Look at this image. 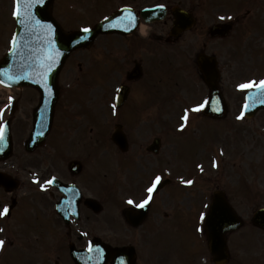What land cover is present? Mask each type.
<instances>
[{"label":"rangeland","instance_id":"1","mask_svg":"<svg viewBox=\"0 0 264 264\" xmlns=\"http://www.w3.org/2000/svg\"><path fill=\"white\" fill-rule=\"evenodd\" d=\"M65 1L74 2L75 4L79 2L81 17L90 15V20L91 17H94V13L99 12L96 7L97 2L92 0H83L84 2L82 3L79 0H57L60 6L61 2ZM13 2L14 0H0V56L6 51L7 42L13 33L14 23L12 24L13 21H11L13 19ZM229 3L231 5L234 4L232 1H229ZM195 12L198 15L200 14L198 8ZM60 16H62L61 13ZM77 19L81 20V18ZM200 32L202 33V30L197 29L186 41L170 45L166 52L163 50V53L165 52L167 56L171 55L170 50L174 51L183 48V51H187L193 57L194 53L198 51L199 44L196 43L201 38ZM195 34L200 35L199 38ZM106 43H109V41L103 39L93 48V52H82L75 56L70 64L71 67L65 71L61 78L64 86L67 83L69 84L67 86H71V83L79 82V77L84 76L82 84L80 83L77 87L73 85L76 88L65 89L64 98L62 97L64 99H62V103L65 101V105L61 107L63 122H61L60 133L63 134L64 139H60L58 132L54 134L53 138V140L57 138L59 146L63 147L60 151L62 156L58 157L63 164L56 162L57 166L65 173L62 177L68 179L69 173L66 163L68 159L73 158L71 157L72 153L69 152L71 150L74 151V157L78 160L84 158V152L92 155L93 160L90 161V171L85 178L86 181L83 180L82 183L88 187L90 192L100 193L99 186L109 182L108 190L110 191L111 200L116 201L123 197L124 187L127 195L137 191L140 193L141 189L150 187L153 181L152 177L157 171L163 170L160 177H169L171 179H176L172 175L175 172V175H177L175 184H180L178 180L197 176L191 185L185 183V186L189 188L188 190L184 191L181 188H179L181 190L174 188L177 185L164 187L157 197L156 204H158L159 208H155V210L157 209L158 215H154V220L153 217L148 219V222L150 221L148 225L147 222L143 227L139 228L144 231L153 224L159 227V234L152 241L146 235L143 237L145 244L151 243V247L154 248L156 246L159 249V251L153 249L149 254L147 252L149 247L142 252L143 260H147L149 264H157V259L165 260L168 264H191L190 260H192V264H201L194 259L197 258L195 252L192 259H190L191 254L185 257L183 253L187 250V245L192 246L194 243L199 242L195 240L196 237L198 238L194 232V229H196L195 217L198 211L204 210V207L210 203L213 193L223 190L233 207L239 203L240 209L248 210L246 208L249 206L245 203L243 207V196H240L238 202L236 200V192L244 184L245 186L248 185L251 192L256 195V205H264V114L251 121L237 119L239 110L242 107L244 93V91L238 89L237 85L240 81L237 80L243 78L244 81L242 83H245V78L253 75V71H250L253 68V64L257 61L252 57L251 53H248L249 62H242L238 58L235 59L233 51L226 49L229 52L228 60L239 73L234 75L233 72H230L231 79L229 81L228 78L227 85L226 83L224 84V92L229 101L231 113L227 119L216 122L207 120L201 115V111H191L192 108L204 104L206 99L205 88L201 83H199L201 87L200 93L195 90V86H193L194 89H189L188 87L173 89L180 84L178 85L179 81L173 73L176 68L172 69V75L168 81L169 86L163 87L160 84L158 88L153 86L154 92L157 90V93H151L149 90L148 97L155 98V102L148 110L142 111L137 106H134L135 114L129 106L123 110V118L132 120L134 115H137V118L140 116V121L136 125H130L125 122V132L129 138L130 150L128 153L122 154L116 153L110 137L115 123L120 121V116L123 113L118 112L114 107L117 91L123 85V70L120 67V63H117V60L122 61L120 56L123 52L117 50L118 42L113 43L110 49L105 51V48H108L105 45ZM232 47L238 48L239 46L232 45ZM104 54L106 55L105 60ZM239 54L243 58L245 57L244 53ZM236 57L239 56L236 55ZM106 60H109V62ZM78 61H80L79 63L82 66L80 70L78 69ZM165 61L169 62L170 60L165 58ZM92 64L95 66L91 70L95 73H101L104 70H110V72L102 74L103 76L96 80L90 77L91 73L94 74L90 69L86 72L89 68L88 66ZM116 65L119 67L116 70L120 74L115 73ZM256 67L259 66L256 65ZM262 69H264V66ZM153 76L155 78L159 77L157 73H153ZM146 79L147 77L134 88L130 97L133 102H136L135 97L148 98L142 94V89H140V93L138 92ZM233 79H236L234 83L231 81ZM180 80H183V76H180ZM144 87L145 85L142 86V88ZM131 100L129 103H131ZM28 103L29 101L21 103V109L15 115V120L13 121L15 138H21L20 134H24V136L27 134L28 122L26 119L29 116L30 107ZM186 110H188V115L193 116L188 119L187 123L183 120ZM194 114H197L199 118H195ZM182 124L185 125L183 130H181ZM157 137L162 139L163 147L158 155H150L146 152V148ZM17 149L18 147L15 148V155L12 161L23 169L19 175L23 178L28 176L26 172L29 170L34 171L33 169L36 167L38 168L37 170L42 171L53 161L52 153L49 150H41L37 155H25L17 151ZM77 150L79 151L76 152ZM115 156L119 158L118 161L123 162L124 166H119V162L115 161ZM199 162L202 163L203 168L200 167L194 170L192 166ZM25 164L28 165L26 166ZM24 166L28 169L25 170ZM187 166H189L188 169H186ZM95 167H99L95 170L99 179L94 172ZM85 169L87 172L89 167L87 166ZM11 172V174L17 175L16 172ZM185 173L188 176H185ZM104 174L107 177L104 178ZM110 178L112 179L111 181L109 180ZM20 192L23 194L24 192L27 194L35 193L31 190H24L23 186ZM40 200L41 205H44L46 202L45 198L41 197ZM116 205L117 203L114 207ZM181 209L186 213L180 214L178 211H181ZM253 209L255 208L249 210ZM106 215L110 216V218L112 217L110 213H106ZM89 220L87 219L86 221V227L87 225L90 226L87 228L91 230L92 235L94 234L92 228H97L94 235H100V237L104 235V232H107L98 217ZM111 221L114 222L112 219ZM30 224V221L27 222V225ZM110 226L111 222L108 220L107 227ZM113 226L118 228L116 224ZM113 226L111 228H114ZM121 232H123V228ZM108 237L106 236L104 239L111 241L112 239ZM228 239L229 247L231 248L233 236L229 235ZM75 241L80 246L84 243V241H79L77 236H75ZM27 247L32 249L31 246L27 245ZM62 248L63 246L59 253L65 254ZM196 253L202 255L201 249L197 248ZM23 258L24 251L20 249L16 252L15 257H11V261L13 264H18ZM142 263L140 262V264ZM230 264H234V262L231 261Z\"/></svg>","mask_w":264,"mask_h":264},{"label":"flooded vegetation","instance_id":"2","mask_svg":"<svg viewBox=\"0 0 264 264\" xmlns=\"http://www.w3.org/2000/svg\"><path fill=\"white\" fill-rule=\"evenodd\" d=\"M173 0H170V2H172ZM179 3V2H178ZM252 3L244 1L243 6H239V11H242V13L246 12L247 10L251 7ZM212 14V12H211ZM210 15L209 14H205L204 12H202L201 14V21L202 22H208V21H212L213 18H211L210 20ZM214 20V19H213ZM243 20H244V16H238L235 18V23H233L232 28L237 29L239 31V33L237 35H235L236 38L242 37L243 36ZM167 25V24H164ZM171 30V29H170ZM233 32V31H232ZM169 35V34H168ZM179 39V38H176ZM172 41V39H171ZM25 92V91H24ZM24 92H20V93H16V99H19V101L17 102L14 112L11 114L10 112V116L12 118V120H15V115L17 113V111H19V107H20V102L22 100V103L25 102L26 100H28L27 94H25L24 96ZM35 91L32 90L30 91L29 94H33L36 95V93H34ZM62 93V91H61ZM64 104L62 103V97H59L54 105V118H56V121L58 118H62L61 116L63 114H61V107ZM36 106V105H35ZM34 106V108H35ZM33 112V110H32ZM31 112V114H32ZM21 115V114H20ZM27 122H29L30 120V116L27 117ZM29 155V154H27ZM27 157V156H26ZM59 156L53 157L52 156V163L49 164L48 167H46L44 170L40 171V177H39V182L42 183V185L44 186L45 189L51 191L48 192L44 195L45 198V204L43 205L45 210L50 206L53 205V201L51 202L52 199L56 201H58L60 198L64 199V193H62L59 189L57 188H53L51 186V184L47 183V181L51 180L53 177H56L57 175H63L65 174L64 171H62L60 168H58L57 163L63 164L59 158ZM89 160V158H88ZM80 161V160H78ZM82 161V162H81ZM80 162L82 163L83 167H84V173L81 175V177H76V178H72L71 176H73L71 174V172L69 171V167H68V179L65 178H61V177H57L63 181H67V182H77L76 184L81 188L82 192H83V196H82V201L79 204L80 208H81V214L83 216V219L81 220L83 222V224L87 223V219L94 218L96 217V215L90 211L89 209L86 208V206L84 205L85 199L86 198H91L89 197V195H87L90 191L88 189V187L83 183H81V179L83 178V180L86 181V174L89 173V171L87 170L86 173V167L87 164H89L88 161L85 160H81ZM57 162V163H56ZM6 162L4 163H0V170L2 171H7L6 169L9 167L7 165H5ZM26 166L28 164H25ZM26 166H24V168H26ZM67 172V171H66ZM86 173V174H85ZM74 177V176H73ZM123 177V174H122ZM82 180V181H83ZM123 181V180H122ZM86 192V193H85ZM126 192V191H125ZM95 192H93L94 194ZM92 197H94V195H92ZM67 198V196H66ZM1 199L3 200V202H5V205H0V213L3 212V209L5 207L9 208V206L12 204V200L13 197L6 195L3 191H1ZM50 199V202H49ZM60 199V200H61ZM72 205L75 206L76 203V196L72 197ZM122 203H120V208L122 209V211L120 213H118V206L116 205L114 207V204L111 205V209L109 210V213L111 214V218L110 216H108L105 220H103V222H105V224H108V220L111 222V226H113L114 224L117 225L118 228H114L112 229V232L109 233V237L110 239H112L111 241H108L107 239H105V242L108 244H114V246L116 247H123L125 245H128V240H130V242H138L143 233L144 232H149L150 228H147L144 231H141L140 228H135V226H132L129 223V220L126 218L125 216V212L124 209L128 206H126L124 204V200L122 197ZM44 202V201H43ZM54 202V204H55ZM112 201H107V204L111 203ZM25 210L19 209V206L14 209L11 210L10 212L8 211L7 215H0V229H3V231H0V240L5 241L4 244V248L3 249H7V247L9 245H13L15 244V240L16 238H18L19 240H23L24 239V233H26L27 231H25L24 233L22 231H17L15 230V227L17 224H19L21 222V215L23 214ZM67 212H70V208H67ZM156 214L154 208H153V204H151V209L149 211V214L147 216L146 219V223L148 221V219L154 217V215ZM44 219V224H48L49 222L46 220V217H43ZM57 220H59L58 218H54V220L52 221V223L56 222ZM111 219L114 221L112 222ZM89 220V221H90ZM80 221V222H81ZM60 223H62L61 220H59ZM110 226V227H111ZM127 227H130L132 230L134 231H130ZM123 228V234H118V229L121 230ZM73 229L71 228L69 231L70 235H73ZM55 232H50L49 235L54 234ZM123 238H119L118 236H122ZM234 240H233V254H234V261L236 262V264H263L264 263V233L258 229H256L253 226H243L240 230H238L235 234H234ZM112 242V243H111ZM132 244V243H130ZM6 253H4L5 255ZM142 260V255L139 254L138 255V260L140 261Z\"/></svg>","mask_w":264,"mask_h":264},{"label":"water","instance_id":"3","mask_svg":"<svg viewBox=\"0 0 264 264\" xmlns=\"http://www.w3.org/2000/svg\"><path fill=\"white\" fill-rule=\"evenodd\" d=\"M52 2V0H45L43 5L34 6L33 11H35L36 16L42 21L46 22L49 20V14L47 13V7ZM25 31L19 30V37H25ZM75 42H79L78 45H75ZM56 43L58 49L63 53V57L61 60V66L66 60L69 53L76 46H83L86 44V39L83 35H79L78 37H67L64 36L61 31H57L56 35ZM34 47L31 52H33ZM26 50V40L22 45L21 54L18 56H12L11 54L6 57L3 64L0 66V72H3L5 69H11L12 65L14 67H21L22 63L25 64L27 58L29 57V53H25ZM12 60V62H11ZM15 67V68H16ZM60 68V67H59ZM17 69V68H16ZM18 70V69H17ZM58 72H54L51 74V83L55 81V75ZM207 83L211 90V100L208 105L207 110H205V114L207 116L213 118H221L225 115V105L223 102L222 95L218 89L217 81L209 78L207 79ZM125 98V95L123 96ZM264 108V105H260L257 107ZM125 142H123V145ZM236 216L229 206L228 202L222 195H215L213 198V205L211 208V212L206 219L205 229L208 235V240L210 244V250L215 257L217 263H226L229 259L228 248L226 245V234L229 231L235 229ZM257 224L264 228V221H257ZM111 258H114V264H117L119 260L123 259V264H133V255L132 251L126 252H113Z\"/></svg>","mask_w":264,"mask_h":264},{"label":"snow or ice","instance_id":"4","mask_svg":"<svg viewBox=\"0 0 264 264\" xmlns=\"http://www.w3.org/2000/svg\"><path fill=\"white\" fill-rule=\"evenodd\" d=\"M45 0H15V10H14V17L17 19L21 30L25 31L26 35L25 37H19V35L13 36L10 41V54L12 56H18L21 54L22 51V45L25 40H28V43L31 44L32 40L28 39V37H35L39 41L40 45V52L33 58L34 63L32 65V68L34 69V74L39 76L45 81V87H48L47 85V77L48 74L51 72L53 67L56 65L57 57L60 55L59 49L55 47V30L51 24H45L43 23L35 14L33 11L34 6L36 5H43ZM131 21V17L128 18ZM221 19H224V17H221ZM84 32L91 31L89 28L83 29ZM35 51V50H33ZM0 76H6L9 80H15L19 81L22 79H28L30 78L27 75H23L20 73H17L13 75L8 69H5L3 72H0ZM3 80H0V83H3ZM238 89L241 91L250 90L252 88H256L262 96L259 98V103L264 104V79L260 80L259 82L255 80H251L249 82L240 83L237 85ZM204 107L203 104L198 105L191 109L192 112H200L202 108ZM245 111L248 109V105H244ZM183 117V120L185 123H187L189 117L187 114ZM3 116V112L0 111V117ZM243 113L241 116L238 117V119H243ZM184 124L181 125V130L184 128ZM6 129L7 124H4L3 126H0V142H3L6 139ZM162 177L156 176L154 182L152 183V186L147 189V192L151 194L157 185L160 184ZM38 182V181H37ZM47 183L51 184L53 183V180L47 181ZM184 183L191 185L193 181L188 180L184 181ZM151 195L148 196L147 199L143 201V203L138 204L137 207H145L151 200ZM129 203H133L132 201H129ZM9 209L5 207L3 209V212L0 213V215H7ZM203 215L201 216V219H203ZM0 231H3V229H0ZM5 241L0 240V251L4 248ZM89 252L93 251V248L91 244L88 248Z\"/></svg>","mask_w":264,"mask_h":264}]
</instances>
